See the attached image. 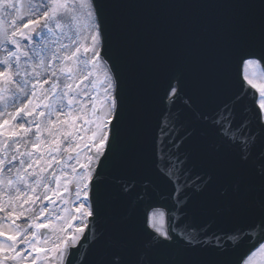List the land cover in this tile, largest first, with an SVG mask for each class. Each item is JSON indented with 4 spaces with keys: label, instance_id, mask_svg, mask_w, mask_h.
Here are the masks:
<instances>
[{
    "label": "snow or ice",
    "instance_id": "snow-or-ice-1",
    "mask_svg": "<svg viewBox=\"0 0 264 264\" xmlns=\"http://www.w3.org/2000/svg\"><path fill=\"white\" fill-rule=\"evenodd\" d=\"M220 6L237 10L213 27L230 34L240 90L200 119L210 121L225 150L206 157L207 181L174 183L172 196L184 211L179 206L188 204L190 192L214 178L222 183L221 207L241 225L232 229L234 251L249 245L236 264H261L264 0ZM102 7L97 0H0V264H223L219 239L166 228L162 211L154 213L160 217L159 226L151 225L155 235L138 240L131 230L114 228L96 241L94 256L81 259L106 196L131 194L138 178L152 179L142 149L143 93L126 90L119 70L129 61L135 24L105 18ZM163 87L169 111L161 115L151 163L171 182L177 165L165 148L180 147L171 130L172 109L187 95L183 74L167 76ZM246 96L256 103L255 124L253 109H239Z\"/></svg>",
    "mask_w": 264,
    "mask_h": 264
},
{
    "label": "water",
    "instance_id": "water-1",
    "mask_svg": "<svg viewBox=\"0 0 264 264\" xmlns=\"http://www.w3.org/2000/svg\"><path fill=\"white\" fill-rule=\"evenodd\" d=\"M143 0H97V3L103 5L101 12L102 15L112 20L113 18H123L126 21H131L135 24V39L131 47V55L128 63L119 66L121 75L124 78L126 90L130 87L139 89L143 93V109L145 113V131L146 141L142 144V149L147 155V168L150 173H153L152 179H137L135 181L136 187L134 194L140 198L142 196L145 199L151 197L155 198H174L172 196L174 179L170 182L166 178H160L155 173V168L151 166V154L153 151V145L150 141H154V137L158 134V124L161 119V115L169 111L166 102L162 99L164 96V87L161 86L164 80H161L152 75L143 73V65L147 63L149 66L155 68V70H163L164 76L183 74L185 81L186 96L178 100L172 109V116L174 121V128L171 130L172 143L179 144V148H172L171 151L166 150L172 158L177 159L178 163L182 164L183 169L190 170L191 165L195 166V181L198 183L199 178L208 180L209 175H212V169L204 162L206 157L210 154H219L224 152L220 143L217 141L216 136L210 134L211 127L210 121L207 119H200L201 113L211 115L213 110L217 106H210L197 100L198 95L192 94L190 91L196 90L197 86L200 88H208L216 91H223L234 97L240 90L237 86V81L232 74L229 77H225L224 73L228 68H233L235 63H239L238 54H226L222 50H215L216 48L210 45H206L208 42L201 37L199 32L194 29L189 33L184 34L177 32L175 34L174 42L171 47V42L163 41L154 32L140 29L142 25L143 17L150 19L154 27L160 29L159 23L162 15L165 17V28L169 27V18L171 13H178V0H152L151 3L146 4V9L141 13L137 11V5ZM229 3L230 0H225ZM183 5L184 3L181 2ZM225 3V4H226ZM190 7V6H188ZM226 12L223 13L226 16H232V8L225 7ZM201 20L197 21L199 26H202L203 20L208 16L207 12H200ZM186 26L182 24L181 28ZM162 30V29H161ZM177 43L179 44L178 46ZM113 49H108V54H112ZM200 54L201 56H199ZM216 55L207 59L208 56ZM216 61V65L211 68L204 67L205 64L213 63ZM197 75L198 79H194L193 76ZM149 88V89H148ZM239 88V89H238ZM152 91V92H150ZM188 96L192 97V100H188ZM245 97L240 101L239 109L242 111L245 107L253 109L252 116L254 117L255 124V105L254 101ZM185 101H188L185 104ZM227 101V99L225 100ZM154 107V108H152ZM179 108V110H176ZM198 130L207 131L205 136L198 139ZM195 132L196 135L186 138V132ZM177 132H183L176 135ZM214 144L212 149L208 151H199L198 146H205ZM207 149V148H206ZM180 151L181 154H178ZM187 159H185V158ZM111 171L110 166H106L105 174L107 175ZM191 179V178H190ZM176 186V184H175ZM177 187V186H176ZM211 188L210 194L203 202L199 201L195 197V190L192 193L191 204L194 209L193 217H195V228H201V225L207 227L208 235L216 233H224L233 228H237L239 224L236 222V218L233 213L227 209L221 207L222 197L220 195L223 185L215 178L208 183ZM119 192L122 197L127 196V193L120 191H113L106 196L104 205L101 209V218L96 221L93 226L96 227L95 237L88 239V242L80 250L81 259L87 254L90 258L95 255L98 250L96 241L99 240L101 233L105 228L109 230L112 227V223L117 219H121L122 215H115L113 213L116 209L125 208L129 214L128 217L132 218L136 223H140L142 219V207L137 199L122 202H115L114 195ZM128 203V206L126 205ZM109 208V211L107 210ZM170 208V207H167ZM172 208V207H171ZM150 210L146 214L148 222ZM169 211L171 209H168ZM203 211L200 216L198 212ZM168 212V211H167ZM219 215H222L221 219H217ZM188 215H186L187 217ZM127 217V216H126ZM215 217L216 220L212 221L211 218ZM101 223H103L101 225ZM203 235V233L201 234ZM179 243V240H178ZM224 264H230L231 258H226ZM77 264L79 262L77 261ZM236 264V263H235Z\"/></svg>",
    "mask_w": 264,
    "mask_h": 264
},
{
    "label": "bare ground",
    "instance_id": "bare-ground-1",
    "mask_svg": "<svg viewBox=\"0 0 264 264\" xmlns=\"http://www.w3.org/2000/svg\"><path fill=\"white\" fill-rule=\"evenodd\" d=\"M66 42V41H65ZM31 138V137H30ZM222 218V215H219L218 217H217V219H221ZM214 219H216V218H214Z\"/></svg>",
    "mask_w": 264,
    "mask_h": 264
},
{
    "label": "rangeland",
    "instance_id": "rangeland-1",
    "mask_svg": "<svg viewBox=\"0 0 264 264\" xmlns=\"http://www.w3.org/2000/svg\"><path fill=\"white\" fill-rule=\"evenodd\" d=\"M45 135H46V134H45ZM261 264H264V261H262Z\"/></svg>",
    "mask_w": 264,
    "mask_h": 264
}]
</instances>
